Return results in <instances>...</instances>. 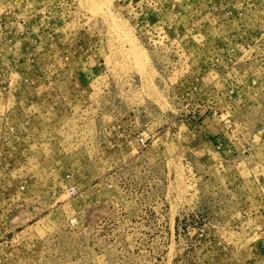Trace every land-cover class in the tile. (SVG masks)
Segmentation results:
<instances>
[{"label":"rangeland","instance_id":"obj_1","mask_svg":"<svg viewBox=\"0 0 264 264\" xmlns=\"http://www.w3.org/2000/svg\"><path fill=\"white\" fill-rule=\"evenodd\" d=\"M0 264H264V0H0Z\"/></svg>","mask_w":264,"mask_h":264}]
</instances>
